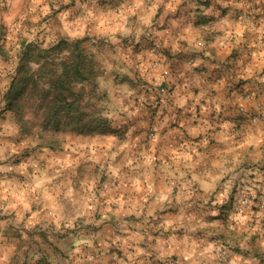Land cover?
<instances>
[{"label": "clouds", "instance_id": "1", "mask_svg": "<svg viewBox=\"0 0 264 264\" xmlns=\"http://www.w3.org/2000/svg\"><path fill=\"white\" fill-rule=\"evenodd\" d=\"M215 3L228 14L196 0H0L14 54L0 56V264H264V0ZM60 39L86 41L87 128L47 120L44 83L16 109L5 95L21 41Z\"/></svg>", "mask_w": 264, "mask_h": 264}, {"label": "trees", "instance_id": "2", "mask_svg": "<svg viewBox=\"0 0 264 264\" xmlns=\"http://www.w3.org/2000/svg\"><path fill=\"white\" fill-rule=\"evenodd\" d=\"M3 28L0 26V39H6L3 36ZM6 41V40H5ZM85 44L77 43L70 46L64 39L51 47L49 50H43V46L35 47L27 42L20 45L24 49L19 56L20 64L17 70V77L12 80L6 97H10L17 103H10V109H16L21 100H31L37 102L41 96V83L45 88L42 93L43 100L47 104L40 106L45 109L44 115L48 121L55 124L59 130L63 127L82 129L89 127V121L85 119L86 113L82 111L80 102L83 95L79 94L76 85L79 82L87 81L94 75L93 65L89 62L85 52ZM6 47L0 46V56L4 57L6 62L10 56L6 52ZM70 54V59L62 61L61 57ZM37 62L41 65L37 74L31 71V63ZM63 67V75H57V67ZM48 85L51 86L50 90ZM83 90H81V93ZM3 115V114H0ZM49 125L46 124L45 127ZM106 125L101 121L99 128L103 129ZM75 138L88 139L83 133H77ZM49 151H63L62 141L57 136L50 139L45 145Z\"/></svg>", "mask_w": 264, "mask_h": 264}, {"label": "crops", "instance_id": "3", "mask_svg": "<svg viewBox=\"0 0 264 264\" xmlns=\"http://www.w3.org/2000/svg\"><path fill=\"white\" fill-rule=\"evenodd\" d=\"M108 2L109 0H99V6L101 9H106L107 5H108ZM196 3L198 5H200V7H203V8H210V7H213V5H215V8L220 11L221 13H223L224 15H227L228 12L230 11V8L226 9L223 7L222 4L220 3H215V0H196ZM75 5V0H73V6ZM64 10V9H62ZM196 11L199 13L200 12V8L198 7L196 9ZM163 15V10L160 11V13L158 14V18L159 16H162ZM201 19H204L203 17H201ZM211 21H206L204 26L206 27L208 23H210ZM162 30V29H160ZM234 54V53H233ZM171 58V57H170ZM214 64L217 63L216 61L213 62ZM205 72L208 71L207 68L204 69ZM217 71H220L219 69L217 68H213V72H217ZM230 71V69L228 68H225L223 71H220V75L217 77V79H222L226 74L227 72ZM241 85H243V82H241ZM150 108L152 107H155V111H153L151 113V119L153 122H155L157 116L160 114V110L158 107L154 106V105H149ZM180 126L179 123H173L172 125V128L173 129H176ZM94 138V137H92ZM88 139H91V138H88ZM32 153L31 152H26L25 154H23L22 158H14V162L19 165L20 163H24L26 162L30 157H31ZM41 155H43V152L41 153ZM86 171V168L85 167H79L78 168V172L83 174L84 172ZM100 173V169H99V166L95 167V168H92V174L93 175H99ZM106 178L105 177H101V183L104 182ZM57 252H59V249H56ZM115 255L117 256H122L123 253L120 252L119 250H117L115 253ZM37 264H48L47 262V259L46 258H42L41 261H38Z\"/></svg>", "mask_w": 264, "mask_h": 264}, {"label": "rangeland", "instance_id": "4", "mask_svg": "<svg viewBox=\"0 0 264 264\" xmlns=\"http://www.w3.org/2000/svg\"><path fill=\"white\" fill-rule=\"evenodd\" d=\"M62 9H63V7H62ZM62 9H61V10H62ZM20 13L23 14V9L20 10ZM56 14L59 15V12H57ZM0 26H2V28H3V34H4L3 36H5V29H4V26H3V25H0ZM4 38H6V36H5ZM5 40H6V39H5ZM23 42H27V41H26V40H25V41H21V43H23ZM21 43H20V45H21ZM5 50H6L7 54H8V56H10V58L8 59V62L12 61V60L14 59V54H13V52H12V51H9L7 47H6ZM3 83H4L3 79L0 78V85H2ZM73 139H75V137H73Z\"/></svg>", "mask_w": 264, "mask_h": 264}, {"label": "built area", "instance_id": "5", "mask_svg": "<svg viewBox=\"0 0 264 264\" xmlns=\"http://www.w3.org/2000/svg\"><path fill=\"white\" fill-rule=\"evenodd\" d=\"M165 87H166V86H165ZM257 203H258V201H254V202H253V209H252V210H253L254 212H258V211H260L259 208L255 207V205H256Z\"/></svg>", "mask_w": 264, "mask_h": 264}]
</instances>
